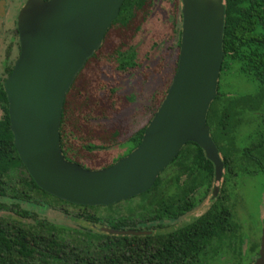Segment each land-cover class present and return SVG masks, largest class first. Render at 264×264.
Listing matches in <instances>:
<instances>
[{
  "label": "trees",
  "instance_id": "16d2710c",
  "mask_svg": "<svg viewBox=\"0 0 264 264\" xmlns=\"http://www.w3.org/2000/svg\"><path fill=\"white\" fill-rule=\"evenodd\" d=\"M222 1L223 55L219 72L234 65L235 71L250 79L254 88L249 94L223 98L217 83L215 96L205 114V124L222 161V180L217 192L210 194V202L205 211L167 231H158L154 227L153 229L152 225L137 227L136 217L148 215V220H153L151 215L175 218L193 209L204 198L213 179V166L202 149L197 144L186 141L174 158L160 171L174 165L173 172L182 173L185 177L178 179L176 176L174 181H171L169 190L167 185L159 186L160 178L157 175L150 187L137 195L145 200L141 204L124 207L120 201L104 205L66 202L38 188L16 153L9 128L6 96L2 89V80L9 74L11 66L5 67L4 77L0 78V197L8 195L42 207L54 204L69 205L76 209L70 217L79 221V227L70 229L44 219L24 222L0 215V264H209L208 257L218 253L224 246L234 249V243L235 253L238 254L236 246L240 241L236 234L237 225L233 220L227 190L228 185L231 186L230 178L237 173L251 171L245 168L248 160H252L256 166L255 171L264 174V0ZM147 2L122 0L116 16L103 34L100 45L86 58L65 92L58 136L59 148L66 160L72 161L63 149L61 138V127L70 115L67 110L73 107L69 102L68 93L74 88L81 69L100 49L110 30H137L139 21L142 22L146 15ZM137 14L139 18L136 22ZM171 16L173 27L176 23L174 11ZM172 31L174 33L173 29ZM179 34L180 30L174 34L177 46ZM132 48L127 42L116 43L112 47L108 56L114 61L115 70L125 71L135 65ZM167 87L168 85L164 93ZM164 93L155 102L152 114ZM244 109L259 110L258 122L253 129L250 143L236 153L235 146L232 145V132L238 116ZM146 123L126 138L125 152H129L139 143ZM110 135L114 136L115 132L112 131ZM87 145L85 147L88 149L104 147ZM235 156L241 161L235 163ZM73 162L89 169L110 164L107 162L95 167H86L77 161ZM117 203V207L122 205L120 209L116 207ZM112 205L114 206L111 207ZM97 207H111L110 210H114L107 214L103 209L100 214H96L94 208ZM124 210L126 213L122 212ZM19 214L31 216L25 210H21ZM100 226L142 231L138 234L110 233L102 230ZM256 246L257 243L254 244V249ZM244 261L240 257L229 264H245Z\"/></svg>",
  "mask_w": 264,
  "mask_h": 264
},
{
  "label": "water",
  "instance_id": "95a60500",
  "mask_svg": "<svg viewBox=\"0 0 264 264\" xmlns=\"http://www.w3.org/2000/svg\"><path fill=\"white\" fill-rule=\"evenodd\" d=\"M175 71L139 143L102 168L89 169L61 154L58 124L65 92L95 51L122 0H25L15 27L18 54L2 81L16 153L36 186L78 205H104L150 187L186 141L197 144L213 166L212 195L222 161L205 124L222 60V0H180ZM3 0H0V14ZM110 233L133 229L101 227ZM264 264V222L257 256Z\"/></svg>",
  "mask_w": 264,
  "mask_h": 264
},
{
  "label": "rangeland",
  "instance_id": "374dc122",
  "mask_svg": "<svg viewBox=\"0 0 264 264\" xmlns=\"http://www.w3.org/2000/svg\"><path fill=\"white\" fill-rule=\"evenodd\" d=\"M24 1L3 0V12L0 14V78L4 77L6 64L3 62L4 59L7 58L11 62L17 53L18 39L13 30L17 12ZM147 1L146 15L142 22L139 21L137 30L133 32L116 28L110 30L100 49L81 69L74 88L68 93L69 102L73 104V107L67 110L70 115L67 120H64V126L74 128L78 136L75 139L78 141H92L106 146L104 149L90 152L84 150L78 156L76 155V159L86 167L107 163L112 156L116 157L125 150L126 146L117 143L148 122L155 102L164 93L174 73L178 52L174 34L180 30L181 1ZM173 11L176 15V23L172 27ZM138 18L139 14H137L136 22ZM126 42L133 46L135 65L125 71H118L114 69V61L108 53L116 43ZM8 46H11V51L6 54ZM235 70L234 65H231L230 68H224L218 73V89L223 98H235L253 91L254 85L251 80ZM257 114L259 110L244 109L238 116L232 132L234 140L232 145L235 146L236 153L250 143L253 129L258 122ZM112 131L115 132L114 136L110 135ZM238 159L235 156V163L239 162ZM174 168V165L166 167L160 172V177L171 175L183 179L184 174L173 172ZM250 173L251 171L240 172L232 176L231 186L228 185L227 189L233 220L237 225L236 234L241 241L237 247L238 254L236 255L235 248L224 246L221 253L208 257L209 264H229L240 257L246 264L256 251L251 243H258L256 246L258 250L260 229L264 222V180ZM212 184L213 179L209 183L204 198L190 211L175 218L159 219L157 222L163 225L159 230L167 231L178 227L205 211L210 202ZM141 199L132 198V204L138 203ZM119 203L115 204L116 207ZM121 206L117 208L120 209ZM111 207H97L94 211L100 214L104 209L105 213L111 214L114 210H110ZM21 210L27 211L31 216H21L19 214ZM75 212L76 209L69 205L54 204L42 207L8 195L0 197V215L12 220L34 222L33 219H44L71 229L79 227V221L70 217Z\"/></svg>",
  "mask_w": 264,
  "mask_h": 264
},
{
  "label": "flooded vegetation",
  "instance_id": "af4514ba",
  "mask_svg": "<svg viewBox=\"0 0 264 264\" xmlns=\"http://www.w3.org/2000/svg\"><path fill=\"white\" fill-rule=\"evenodd\" d=\"M1 17V16H0ZM13 32H14V34H16V36H17V31H16V27L14 28V30H13ZM16 46H17V53H16V56H17V54H18V42L16 43ZM11 51V46H8L7 47V52H6V54L8 53V52H10ZM16 56H15V58H16ZM15 58H13L12 59V61L11 62H9L8 60H7V58H5L4 59V63H6L5 65H4V69H5V67L6 66H11L12 67V64H13V62H14V60H15ZM5 78V77H4ZM3 78V79H4ZM3 81V80H2ZM62 128V133H61V138H62V141H63V149H64V151H65V153L68 155V157L69 158H72V162L73 161H77V162H79L78 161V159H76V155L78 156L80 153H82V152H84V150H86L87 152H90V151H92V150H96V149H104L106 146L105 145H102V144H99V143H93L92 141L91 142H89V141H78L77 139H75V138H77L78 136H76L77 134H75V132H74V128H72V127H66V126H62L61 127ZM134 132V131H133ZM132 132V133H133ZM132 133H130V134H132ZM129 134V135H130ZM128 135V136H129ZM127 136V137H128ZM126 137V138H127ZM126 138L125 139H123L121 142H119V143H117V144H120V145H122V146H124L125 147V141H126ZM58 140H59V136H58ZM77 140V141H76ZM74 143V144H73ZM89 143V145L90 144H92V145H99V146H104L103 148H91V149H88L87 147H85V145H87ZM89 145H87V146H89ZM77 149V151H75ZM78 149H81V150H78ZM127 149V147H125V150ZM133 149V148H132ZM125 150L120 154V155H116V157H111V159L108 161L110 164L111 163H113L115 160H117L118 158H120V157H122L123 155H126L127 153H128V151L127 152H125ZM239 161H241L240 160V158L238 159ZM70 161V160H69ZM76 163V162H75ZM80 163V162H79ZM109 164V165H110ZM249 164V165H248ZM80 165V164H79ZM108 166V165H107ZM245 168H247V169H249V170H251V173H250V175H254V176H256V175H258L259 177H261V180H264V174H262L261 172H258V171H255L256 170V166L253 164V162H252V160H248L247 161V166H245ZM242 173H246V172H242ZM157 175H159V178H160V182H159V186H169L168 188L170 189L171 188V186H172V183H171V181L173 180L174 181V178L175 177H172L171 175H168L167 177L166 176H164L163 178H161L160 177V175H161V173L159 172ZM156 175V176H157ZM236 175V174H235ZM156 178V177H155ZM221 179V178H220ZM153 183V182H152ZM175 183V182H174ZM219 183H220V181H219ZM147 190V189H146ZM144 192V191H143ZM142 193V192H141ZM138 194H140V193H138ZM138 194H136V195H133V196H130V197H127V198H124V199H122V200H118V201H120L121 203H123V206L124 207H126V206H131V205H136V204H141L142 202H144L145 200H144V198H142V197H140V196H137ZM134 197H139L141 200L138 202V203H136V204H132V198H134ZM126 199V200H125ZM127 200H130V201H127ZM118 201H116V202H118ZM113 203H115V202H113ZM122 212H125V210L124 211H122ZM126 213V212H125ZM152 216V218H153V220H148L149 218V216L148 215H142V217L141 216H138V217H136V218H138V220H137V222H138V224H137V227H140V228H144V227H146V226H149V225H152V228L154 227L155 229H157L158 231H160L159 230V228H161V226H163V225H161L159 222H157L159 219H162V218H165V217H159L158 215H151ZM195 217V216H194ZM148 218V219H147ZM191 219V218H190ZM189 219V220H190ZM188 220V221H189ZM100 227H105V228H110V227H106V226H100ZM153 228V229H154ZM128 229V228H127ZM129 229H131V228H129ZM134 230V229H133ZM139 231H142V230H139ZM144 231H147V230H144ZM238 239V238H237ZM239 241H240V239H239ZM241 242V241H240ZM239 242V243H240ZM252 244V247L254 246L253 244H254V242L253 243H251ZM256 244V243H255ZM258 244V243H257ZM238 247V245L236 246V248ZM234 248H235V244H234ZM237 250H238V248H237ZM219 252L221 253V249L219 250ZM218 252V253H219ZM218 253H216L215 255H217ZM251 253H252V251H251ZM234 256H235V253H234ZM257 256V248H256V251L254 252V254L252 255V258H251V260H249L248 262H247V264L248 263H251L252 261H253V259L255 258Z\"/></svg>",
  "mask_w": 264,
  "mask_h": 264
}]
</instances>
